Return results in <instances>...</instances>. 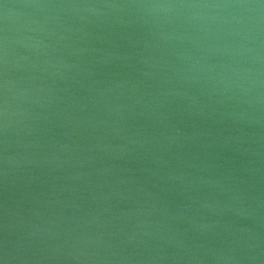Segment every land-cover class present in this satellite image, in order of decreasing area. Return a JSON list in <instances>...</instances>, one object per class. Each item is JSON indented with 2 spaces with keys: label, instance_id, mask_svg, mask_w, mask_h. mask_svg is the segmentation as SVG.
Returning a JSON list of instances; mask_svg holds the SVG:
<instances>
[{
  "label": "water",
  "instance_id": "water-1",
  "mask_svg": "<svg viewBox=\"0 0 264 264\" xmlns=\"http://www.w3.org/2000/svg\"><path fill=\"white\" fill-rule=\"evenodd\" d=\"M0 264H264V0H0Z\"/></svg>",
  "mask_w": 264,
  "mask_h": 264
}]
</instances>
